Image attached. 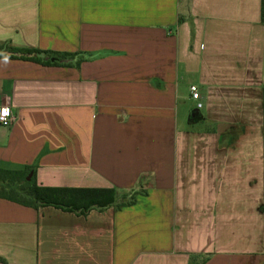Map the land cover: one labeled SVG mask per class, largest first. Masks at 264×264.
Masks as SVG:
<instances>
[{
  "label": "crops",
  "instance_id": "1",
  "mask_svg": "<svg viewBox=\"0 0 264 264\" xmlns=\"http://www.w3.org/2000/svg\"><path fill=\"white\" fill-rule=\"evenodd\" d=\"M260 1L0 0V44L81 59L0 57V166L139 191L85 215L0 197V264H264Z\"/></svg>",
  "mask_w": 264,
  "mask_h": 264
},
{
  "label": "trees",
  "instance_id": "2",
  "mask_svg": "<svg viewBox=\"0 0 264 264\" xmlns=\"http://www.w3.org/2000/svg\"><path fill=\"white\" fill-rule=\"evenodd\" d=\"M260 22L264 24V0L260 1ZM3 44L1 43L0 48ZM11 47V46H9ZM31 54V56L20 57L23 59H29L38 61L43 64H54L59 66L77 65L79 66L81 59L77 58L76 53H59L52 51H45L39 48H17L11 47L10 53L0 52V57H16L15 53ZM76 56V57H75ZM76 58L74 63L73 59ZM263 162H264V92H263ZM31 167L26 166L16 169H5L0 166V197L11 201L18 202L21 205L31 206L39 208L42 206L51 205L55 208L73 211L79 215H85L92 209L103 210L106 207L117 205H129L135 201V196L139 191H132L130 196L124 193L120 196L119 202H116L117 190L113 187H49L38 185L34 179V174H30ZM263 180H264V164H263ZM18 184V185H16ZM129 196V197H128ZM125 197H128L124 200ZM262 212L264 216V182H263V200H262ZM264 229V218H263ZM264 242V236H263Z\"/></svg>",
  "mask_w": 264,
  "mask_h": 264
},
{
  "label": "built area",
  "instance_id": "3",
  "mask_svg": "<svg viewBox=\"0 0 264 264\" xmlns=\"http://www.w3.org/2000/svg\"><path fill=\"white\" fill-rule=\"evenodd\" d=\"M190 93H191V97L193 99H198L199 95L197 92V86L192 85L190 87ZM198 107L201 106V103L197 104ZM15 120V115L11 109L10 106L8 105H1L0 106V125H3V127H8L12 124V122Z\"/></svg>",
  "mask_w": 264,
  "mask_h": 264
},
{
  "label": "rangeland",
  "instance_id": "4",
  "mask_svg": "<svg viewBox=\"0 0 264 264\" xmlns=\"http://www.w3.org/2000/svg\"><path fill=\"white\" fill-rule=\"evenodd\" d=\"M10 49H11V47H9L8 45L3 44V46L0 48V52H5V53L8 54V53H10ZM15 54H17V55L21 54L23 56H28V54H23V53H18V52L15 53ZM16 185H18V184H16ZM128 195L130 196V194H128ZM128 197H125L124 200H126Z\"/></svg>",
  "mask_w": 264,
  "mask_h": 264
},
{
  "label": "water",
  "instance_id": "5",
  "mask_svg": "<svg viewBox=\"0 0 264 264\" xmlns=\"http://www.w3.org/2000/svg\"><path fill=\"white\" fill-rule=\"evenodd\" d=\"M30 175H31V173L27 176L28 179H29Z\"/></svg>",
  "mask_w": 264,
  "mask_h": 264
}]
</instances>
